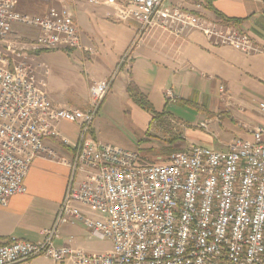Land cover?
Listing matches in <instances>:
<instances>
[{
	"label": "built area",
	"instance_id": "2783aa9c",
	"mask_svg": "<svg viewBox=\"0 0 264 264\" xmlns=\"http://www.w3.org/2000/svg\"><path fill=\"white\" fill-rule=\"evenodd\" d=\"M16 1L0 0V45L6 54L0 49V207L26 193L24 181L36 158H54L43 140L58 137L61 123L76 125L78 137L52 226L35 242L12 237L0 243V264L39 257L56 264H264V127L250 133V140H233L227 151L195 145L161 163L95 140L93 122L134 44L108 80L93 82L88 110L57 108L37 86L26 52L79 50L77 28L64 5L34 16L18 12ZM86 1L128 8L121 18L139 25L138 38L158 26L176 35L198 32L212 45L264 56V48L247 35L173 6L177 0H130L127 6ZM14 26L38 35L30 42L9 41ZM259 110L264 113V104ZM198 128L206 130L207 122ZM77 225L92 238L110 241L111 248L89 254L55 245L65 227Z\"/></svg>",
	"mask_w": 264,
	"mask_h": 264
},
{
	"label": "crops",
	"instance_id": "0c3cea01",
	"mask_svg": "<svg viewBox=\"0 0 264 264\" xmlns=\"http://www.w3.org/2000/svg\"><path fill=\"white\" fill-rule=\"evenodd\" d=\"M115 1L127 6L130 0ZM23 3L20 7L17 3L16 10L34 16L66 6L79 34V50L26 52L35 69L37 86L57 108L88 110L93 82L108 80L119 59L134 44L129 63L117 72L93 122L95 140L128 151L161 152L143 157L161 163L195 145L227 151L233 140H250V133L264 127V113L259 110L264 104L263 55L212 45L198 32L176 35L158 26L138 38L139 25L121 18L128 10L124 7L92 5L86 0H41L31 8ZM172 5L229 26L264 48V0H177ZM16 27L9 41L28 42L36 36V32L26 35ZM0 49L4 53L2 45ZM131 87L146 99L151 112L137 105L129 93ZM189 111H194L191 127L175 117ZM203 122H207L206 130L198 128ZM128 129L139 130L141 142L137 147L126 142L123 130L129 133ZM57 130L58 137L43 140L54 158H36L24 181L26 193L0 207L2 244L12 237L38 241L40 231L53 224L67 185V164L75 154L72 145L78 137L74 124L61 123ZM86 238L91 239L82 226L65 227L57 244L98 254L85 250Z\"/></svg>",
	"mask_w": 264,
	"mask_h": 264
},
{
	"label": "rangeland",
	"instance_id": "374dc122",
	"mask_svg": "<svg viewBox=\"0 0 264 264\" xmlns=\"http://www.w3.org/2000/svg\"><path fill=\"white\" fill-rule=\"evenodd\" d=\"M41 0H17L16 1V4L18 3L19 7L24 4L23 2L26 3V5L31 8L33 7L35 4H37L38 2H40ZM25 5V4H24ZM30 11V9H29ZM17 28V31H21L23 33H25L26 35H29L28 33L29 32H32V33H35L36 32V36L38 35V32L37 30H34V29H29V28H26V27H16ZM32 33H30V35H32ZM35 36V37H36ZM34 37V38H35ZM32 38V40L34 39ZM21 40V39H19ZM22 41H26V40H22ZM30 42V41H28ZM5 57H6V54L4 53ZM148 112V111H147ZM193 113L194 111H189V113H186V112H180V113H176L175 114V117L178 118L177 120L181 121L182 123H184V125H186L187 127H191L192 124H193ZM129 133H126L125 130H123V134L126 136V139L128 143L130 144H133L135 147L138 146V142H141V136H140V133H139V130H133V129H128L127 130ZM133 152H136L138 153L142 158L143 157H149V156H158L161 152H157V151H143V152H140V151H133ZM147 158H144V160H146ZM156 158H149L148 162H151V163H157L156 162ZM91 239H85V244H84V248L86 251L88 252H95V253H104L106 251H108L110 248H111V243L110 241L108 240H99L97 238H92L90 237ZM56 246H65L64 244L62 245H58L57 243L55 244ZM32 261V264H56V263H53L51 260L49 259H45V258H35ZM57 264H60V263H57Z\"/></svg>",
	"mask_w": 264,
	"mask_h": 264
},
{
	"label": "trees",
	"instance_id": "16d2710c",
	"mask_svg": "<svg viewBox=\"0 0 264 264\" xmlns=\"http://www.w3.org/2000/svg\"><path fill=\"white\" fill-rule=\"evenodd\" d=\"M129 93L134 97L137 105H139L142 109L151 112L152 108L151 106L147 103L146 99L137 93L132 87L129 88Z\"/></svg>",
	"mask_w": 264,
	"mask_h": 264
}]
</instances>
